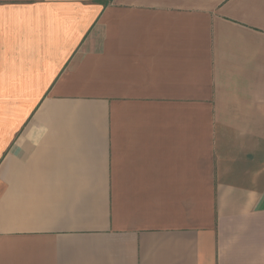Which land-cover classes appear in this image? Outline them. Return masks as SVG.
I'll list each match as a JSON object with an SVG mask.
<instances>
[{
	"label": "crops",
	"instance_id": "obj_1",
	"mask_svg": "<svg viewBox=\"0 0 264 264\" xmlns=\"http://www.w3.org/2000/svg\"><path fill=\"white\" fill-rule=\"evenodd\" d=\"M0 264H264V0H0Z\"/></svg>",
	"mask_w": 264,
	"mask_h": 264
}]
</instances>
